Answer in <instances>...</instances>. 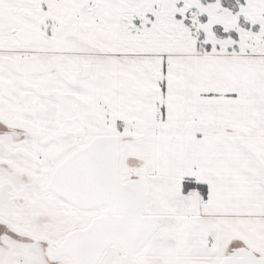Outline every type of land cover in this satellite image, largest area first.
<instances>
[{
    "label": "snow or ice",
    "instance_id": "1",
    "mask_svg": "<svg viewBox=\"0 0 264 264\" xmlns=\"http://www.w3.org/2000/svg\"><path fill=\"white\" fill-rule=\"evenodd\" d=\"M0 264H264V0H0Z\"/></svg>",
    "mask_w": 264,
    "mask_h": 264
}]
</instances>
